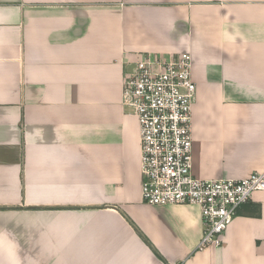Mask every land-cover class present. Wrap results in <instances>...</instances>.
Returning <instances> with one entry per match:
<instances>
[{"label": "crops", "instance_id": "0c3cea01", "mask_svg": "<svg viewBox=\"0 0 264 264\" xmlns=\"http://www.w3.org/2000/svg\"><path fill=\"white\" fill-rule=\"evenodd\" d=\"M179 53L193 174L263 171L264 0H0V264H264V191L200 251L197 207L142 202L122 82Z\"/></svg>", "mask_w": 264, "mask_h": 264}, {"label": "built area", "instance_id": "2783aa9c", "mask_svg": "<svg viewBox=\"0 0 264 264\" xmlns=\"http://www.w3.org/2000/svg\"><path fill=\"white\" fill-rule=\"evenodd\" d=\"M189 53L144 54L122 82L121 103L137 120L141 199L150 206L197 207L196 250L221 247L238 209L264 191V170L241 179H200L192 172L196 84Z\"/></svg>", "mask_w": 264, "mask_h": 264}, {"label": "trees", "instance_id": "16d2710c", "mask_svg": "<svg viewBox=\"0 0 264 264\" xmlns=\"http://www.w3.org/2000/svg\"><path fill=\"white\" fill-rule=\"evenodd\" d=\"M139 235L142 237V239L148 244V241L139 233ZM152 250H153V252H154V254L158 257V258H160V259H162V257L157 253V251L156 250H154L153 248H151Z\"/></svg>", "mask_w": 264, "mask_h": 264}]
</instances>
